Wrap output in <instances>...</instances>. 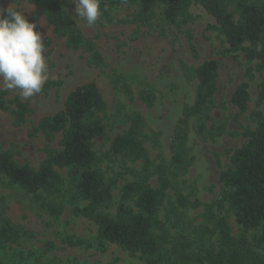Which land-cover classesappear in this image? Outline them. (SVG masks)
I'll use <instances>...</instances> for the list:
<instances>
[{
	"label": "rangeland",
	"instance_id": "1",
	"mask_svg": "<svg viewBox=\"0 0 264 264\" xmlns=\"http://www.w3.org/2000/svg\"><path fill=\"white\" fill-rule=\"evenodd\" d=\"M62 4L75 29L96 45L105 59V65L103 68L92 67L88 53L69 49L65 39L57 38L52 26L40 14L39 24L45 34V42L52 41L48 80H61L63 87L53 88L47 95L38 94L27 100L22 99L17 91L8 90L11 101L19 97L28 102L33 114L26 125L15 127L10 114L0 110V149L12 153L19 165L38 169L48 158V153L44 137L32 138V129L42 118L61 111L72 91L93 82L108 106L104 116L107 135L96 140L94 146L97 169L106 183L115 182L113 201L100 212L114 216L121 189L137 179L131 172L140 174L142 170L140 162L108 156L113 139L129 128L127 116L137 112L144 118V130L149 137L145 148L152 162L150 184L157 186L155 171L161 165L167 169L173 182L159 213L161 225L157 233L163 239L165 250L170 252L172 246L181 241L189 243L196 253L215 244L213 238L201 233L203 228L213 227L208 207L214 215L228 218L232 237H241L243 232L235 216L227 206L220 207L224 191L220 178L222 172L231 167L234 151L246 142L244 133L256 127L250 120L251 113L260 111L264 114V106H257L262 79L258 76L251 83L248 111L240 115L231 98L245 82V57L240 55L234 59L220 54L227 47L225 37L212 29L214 18L198 5L191 8L194 21L188 25L168 26L157 18L150 26L138 27L133 23L119 22L133 19L136 7L129 4L115 8L111 12L112 20L101 15L94 26L78 20L73 0H62ZM9 6H13L10 0H0V7L7 9ZM20 10L29 17L36 8L24 1ZM193 48L198 52L197 58ZM211 59L216 60L219 67L213 116L217 124L226 125L227 132L215 139L201 137L196 134V123L192 121L188 131L189 167L177 173L170 165L174 155L173 135L185 107L192 105L197 87L196 79L185 68L195 71ZM117 74L128 80L134 92V102L115 91L112 77ZM0 90H3L2 85ZM142 90L154 94L156 102L152 108H147L138 99ZM60 138L57 135L51 150L61 149ZM56 171L63 180L62 193L44 200L63 209L59 217L36 203L33 195L8 186L6 180L0 177V224L3 219H9L21 231L16 243H0V260L4 264H144L139 257H132L115 245L100 244L96 225L75 214V209L84 204L76 200L67 171L58 168ZM178 193L187 199V207L177 206ZM255 235L250 234L249 238L253 241Z\"/></svg>",
	"mask_w": 264,
	"mask_h": 264
},
{
	"label": "trees",
	"instance_id": "2",
	"mask_svg": "<svg viewBox=\"0 0 264 264\" xmlns=\"http://www.w3.org/2000/svg\"><path fill=\"white\" fill-rule=\"evenodd\" d=\"M14 8L20 10L24 1L33 5L36 11L27 17L39 24L42 14L52 26L57 38L65 39L66 46L74 51H84L90 55L89 64L103 68L105 59L91 40H86L75 29L71 17L64 9L62 0H10ZM129 4L136 7L132 20L120 23H133L138 27L150 26L157 18L168 26L188 25L194 21L191 8L202 7L215 20L212 27L225 37L227 47L220 51L238 59L245 57V82L234 92L231 103L240 115L248 111L251 101L250 87L259 76L257 106H264V1L262 0H101L102 17L112 20L111 12ZM192 40V36L188 34ZM52 41L45 42V55L51 62ZM195 57L198 52L193 48ZM197 81L192 105L185 107L182 119L173 135L174 155L171 169L177 173L189 167L188 131L192 121L196 123V134L211 139L226 134L223 123L217 124L213 110L218 93L219 67L216 60H207L195 71L186 69ZM112 83L115 91L122 93L130 102L135 101L134 92L128 80L114 75ZM63 81L48 80L40 94L47 95L53 88H62ZM8 90H0V110L9 113L15 127L28 123L33 109L19 97L8 98ZM138 99L147 107L155 105L156 98L148 90H142ZM108 110L104 96L98 86L91 82L72 91L66 98L64 107L54 115L42 118L30 136H43L48 158L38 169L21 166L10 152L0 149V177L7 185L18 188L35 197L36 203L59 217L63 209L45 202V197H56L62 193L63 180L56 168L67 171L69 182L74 188V196L80 204L75 214L92 221L97 227L100 244H112L132 257H139L144 264H264V114L254 111L250 120L255 129L244 133L246 142L234 151L231 167L221 174L224 187L220 207H228L242 229V236L234 238L226 216L211 213L208 207L212 229H202V235H209L215 244L202 252H194L185 242L175 243L170 252L163 245L157 233L160 227L159 213L164 206L168 192L173 187L167 169L157 167V186L149 179L152 176V162L145 143L149 138L145 133L142 114L134 112L127 116L129 128L118 134L110 145V158L123 157L140 162L137 179L126 183L120 192V202L114 216L101 213L113 201L115 182L106 183L97 169L98 158L94 151L95 141L106 137L104 116ZM60 135L59 151L50 147ZM176 204L179 208L188 206L187 199L178 193ZM250 234H256L253 241ZM21 231L11 220L3 219L0 224V243H16ZM259 250V251H257ZM0 264H4L0 260Z\"/></svg>",
	"mask_w": 264,
	"mask_h": 264
},
{
	"label": "clouds",
	"instance_id": "3",
	"mask_svg": "<svg viewBox=\"0 0 264 264\" xmlns=\"http://www.w3.org/2000/svg\"><path fill=\"white\" fill-rule=\"evenodd\" d=\"M73 3L78 20L86 21L88 26H94L102 15L101 0ZM48 79L45 34L22 10L0 7V85L27 100L40 94Z\"/></svg>",
	"mask_w": 264,
	"mask_h": 264
}]
</instances>
